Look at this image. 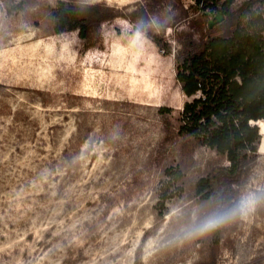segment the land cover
<instances>
[{
  "label": "rangeland",
  "instance_id": "obj_1",
  "mask_svg": "<svg viewBox=\"0 0 264 264\" xmlns=\"http://www.w3.org/2000/svg\"><path fill=\"white\" fill-rule=\"evenodd\" d=\"M59 1L0 0V264H264V155L216 203L199 181L228 160L178 132L195 97L176 76L180 39L200 41L213 4L70 0L116 8L93 43L54 32ZM232 11L222 34L264 27V0ZM169 167L184 177L160 214ZM249 193L260 202L217 239L187 234Z\"/></svg>",
  "mask_w": 264,
  "mask_h": 264
},
{
  "label": "trees",
  "instance_id": "obj_2",
  "mask_svg": "<svg viewBox=\"0 0 264 264\" xmlns=\"http://www.w3.org/2000/svg\"><path fill=\"white\" fill-rule=\"evenodd\" d=\"M195 2L202 8L211 2L215 12L212 18L218 12L225 17L209 27L211 14L205 13L198 29L200 41L196 42L193 34H184L180 39L176 76L182 91L195 97L183 107L178 132L228 160V165L214 167L199 181L201 196L218 203L223 197H232L233 185L240 183L249 162L258 156V124L264 120V27L251 30L242 24L224 35L221 28L233 15L234 0ZM116 16V8L105 2L80 4L70 0H60L52 13L55 33L78 30L81 38L93 43L101 40V24ZM166 176L158 200L160 214L174 196L172 185L179 187L177 183L184 173L169 167ZM220 231V227L213 230L215 239Z\"/></svg>",
  "mask_w": 264,
  "mask_h": 264
},
{
  "label": "clouds",
  "instance_id": "obj_3",
  "mask_svg": "<svg viewBox=\"0 0 264 264\" xmlns=\"http://www.w3.org/2000/svg\"><path fill=\"white\" fill-rule=\"evenodd\" d=\"M260 199L261 198L255 193H249L243 196L239 203L234 207L227 210L218 211L208 216L201 223L191 226L187 234H203L220 227L224 223L234 219L237 216H246L260 202Z\"/></svg>",
  "mask_w": 264,
  "mask_h": 264
},
{
  "label": "water",
  "instance_id": "obj_4",
  "mask_svg": "<svg viewBox=\"0 0 264 264\" xmlns=\"http://www.w3.org/2000/svg\"><path fill=\"white\" fill-rule=\"evenodd\" d=\"M224 17H225L224 13L222 12L216 13L215 17L210 20L209 27H213L215 23L223 21Z\"/></svg>",
  "mask_w": 264,
  "mask_h": 264
},
{
  "label": "crops",
  "instance_id": "obj_5",
  "mask_svg": "<svg viewBox=\"0 0 264 264\" xmlns=\"http://www.w3.org/2000/svg\"><path fill=\"white\" fill-rule=\"evenodd\" d=\"M255 123H257V122H255ZM259 125V127H260V133H261V140H260V142H259V144H258V149L260 148V146H261V144H262V142L264 141V131H263V128L261 127V125L260 124H258ZM258 153L260 154V155H264V151H258Z\"/></svg>",
  "mask_w": 264,
  "mask_h": 264
},
{
  "label": "bare ground",
  "instance_id": "obj_6",
  "mask_svg": "<svg viewBox=\"0 0 264 264\" xmlns=\"http://www.w3.org/2000/svg\"><path fill=\"white\" fill-rule=\"evenodd\" d=\"M261 124V127L263 128V131H264V122H261L260 123ZM259 151L261 150V151H264V141L262 142V144H261V146H260V148L258 149Z\"/></svg>",
  "mask_w": 264,
  "mask_h": 264
}]
</instances>
